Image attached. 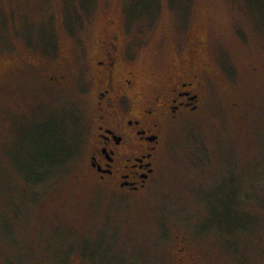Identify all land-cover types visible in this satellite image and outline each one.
Instances as JSON below:
<instances>
[{
	"label": "rangeland",
	"instance_id": "374dc122",
	"mask_svg": "<svg viewBox=\"0 0 264 264\" xmlns=\"http://www.w3.org/2000/svg\"><path fill=\"white\" fill-rule=\"evenodd\" d=\"M108 20L144 88L202 71L136 190L88 158ZM0 264H264V0H0Z\"/></svg>",
	"mask_w": 264,
	"mask_h": 264
},
{
	"label": "flooded vegetation",
	"instance_id": "af4514ba",
	"mask_svg": "<svg viewBox=\"0 0 264 264\" xmlns=\"http://www.w3.org/2000/svg\"><path fill=\"white\" fill-rule=\"evenodd\" d=\"M112 23L108 20L97 36L94 64L87 69L95 78V133L88 158L92 169L105 181L136 190L152 171L164 124L197 106L199 93L194 89L202 88V71L194 59L195 49L189 48V57L180 59L192 67L191 74L187 72L189 79L144 88L139 71L124 64V43L109 27ZM50 78L60 80L64 76ZM156 90L159 92L148 94Z\"/></svg>",
	"mask_w": 264,
	"mask_h": 264
},
{
	"label": "trees",
	"instance_id": "16d2710c",
	"mask_svg": "<svg viewBox=\"0 0 264 264\" xmlns=\"http://www.w3.org/2000/svg\"><path fill=\"white\" fill-rule=\"evenodd\" d=\"M60 119L64 123V120H65L64 119V116L60 115ZM62 133H63V138H65V136H64V130L62 131ZM43 134H44L43 135V138H44V143L45 144H44V149L41 151L42 152V155L43 156H49V155H52V154L56 153L57 150L59 151V154H62L63 151L61 150V145L59 143L54 142V138H53L52 132L49 131V128H47V130L44 129V133ZM70 134L71 133H69L67 136H69ZM74 140H75V135H73V141ZM73 146H74V144H73Z\"/></svg>",
	"mask_w": 264,
	"mask_h": 264
}]
</instances>
